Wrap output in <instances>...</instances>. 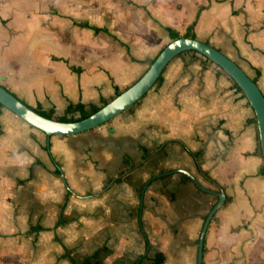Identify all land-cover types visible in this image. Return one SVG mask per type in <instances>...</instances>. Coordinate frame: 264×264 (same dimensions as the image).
<instances>
[{"label":"crops","instance_id":"obj_1","mask_svg":"<svg viewBox=\"0 0 264 264\" xmlns=\"http://www.w3.org/2000/svg\"><path fill=\"white\" fill-rule=\"evenodd\" d=\"M188 26L264 95V0H0V83L55 119L101 107ZM220 192L202 264H264L255 114L199 53L81 133L47 135L0 105V264H197Z\"/></svg>","mask_w":264,"mask_h":264},{"label":"water","instance_id":"obj_2","mask_svg":"<svg viewBox=\"0 0 264 264\" xmlns=\"http://www.w3.org/2000/svg\"><path fill=\"white\" fill-rule=\"evenodd\" d=\"M195 51L222 71L235 82L249 105L254 111L262 158L264 161V95L260 88L245 71L232 59L209 43L198 38L180 36L167 43L150 63L143 75L131 86L116 95L113 99L101 106L87 117L71 122H64L55 118H47L22 102L0 83V104L12 111L16 116L30 125L40 129L47 135H72L94 129L128 109L136 103L158 80L167 64L184 51ZM218 201L207 215L200 231L197 251V264H202V246L206 228L213 213L219 209L224 200L222 192L217 193Z\"/></svg>","mask_w":264,"mask_h":264},{"label":"trees","instance_id":"obj_3","mask_svg":"<svg viewBox=\"0 0 264 264\" xmlns=\"http://www.w3.org/2000/svg\"><path fill=\"white\" fill-rule=\"evenodd\" d=\"M95 29L97 30L98 28H95ZM190 30H191V26H188V28L185 31V33H183L181 35L178 32L168 28V31H169V33L171 35V39H176V38H178L180 36L195 38V34L191 33ZM192 52H195V51H192ZM195 53H197V52H195ZM159 79H160V77H159ZM253 81L255 82V78L253 79ZM233 85H234V87L236 88L237 91L242 92L241 89L239 88V86L235 82H233ZM106 103L107 102H104L103 104H106ZM99 108L100 107H98V106L91 105L90 108L87 110V109H85V106L82 103H77L75 105L71 104V105H69L67 107V109L65 111V114L63 116L58 117L57 120L64 121V122H71V121L81 120V119L87 117L88 115H90L91 113L97 111ZM32 109L35 110L36 112H38L39 114L47 117V118H52L53 117V112L52 111L46 112V111H43V110H41L40 108H37V107L36 108H32ZM75 112L79 113V115L77 117L73 116V113H75ZM193 156H194V158H196L195 154H193ZM198 167H199V165H198ZM162 260H163L162 254L158 253L156 255L155 260H154V264H161Z\"/></svg>","mask_w":264,"mask_h":264}]
</instances>
